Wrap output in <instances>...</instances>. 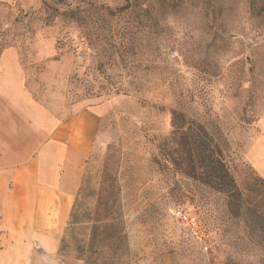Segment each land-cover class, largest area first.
<instances>
[{
    "label": "rangeland",
    "instance_id": "1",
    "mask_svg": "<svg viewBox=\"0 0 264 264\" xmlns=\"http://www.w3.org/2000/svg\"><path fill=\"white\" fill-rule=\"evenodd\" d=\"M5 50L60 118L104 113L65 256L264 264V0H0ZM218 161L240 201L206 183Z\"/></svg>",
    "mask_w": 264,
    "mask_h": 264
},
{
    "label": "crops",
    "instance_id": "2",
    "mask_svg": "<svg viewBox=\"0 0 264 264\" xmlns=\"http://www.w3.org/2000/svg\"><path fill=\"white\" fill-rule=\"evenodd\" d=\"M18 52L0 53V264H83L62 245L104 113L60 116L27 90ZM252 164L264 172V133Z\"/></svg>",
    "mask_w": 264,
    "mask_h": 264
},
{
    "label": "trees",
    "instance_id": "3",
    "mask_svg": "<svg viewBox=\"0 0 264 264\" xmlns=\"http://www.w3.org/2000/svg\"><path fill=\"white\" fill-rule=\"evenodd\" d=\"M208 158H210L208 156ZM218 165L219 167V171L217 168H215V171L211 172L209 175H207L206 177V183L207 184H212L209 183L211 181H215V184L217 185V190H222L227 192L228 194H230V198H232V200H236V201H240L241 196L238 192V189L235 185V183L233 182L232 178L230 177V174L227 170V168H225L224 163H222L221 161H218ZM226 188H228L229 190H225Z\"/></svg>",
    "mask_w": 264,
    "mask_h": 264
},
{
    "label": "built area",
    "instance_id": "4",
    "mask_svg": "<svg viewBox=\"0 0 264 264\" xmlns=\"http://www.w3.org/2000/svg\"><path fill=\"white\" fill-rule=\"evenodd\" d=\"M176 215L178 216L180 222L185 225L188 223V220H189V216L185 215L184 213L178 211L176 212Z\"/></svg>",
    "mask_w": 264,
    "mask_h": 264
}]
</instances>
